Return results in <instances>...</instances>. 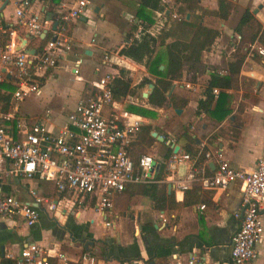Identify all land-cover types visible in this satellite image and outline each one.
<instances>
[{"label":"crops","instance_id":"crops-1","mask_svg":"<svg viewBox=\"0 0 264 264\" xmlns=\"http://www.w3.org/2000/svg\"><path fill=\"white\" fill-rule=\"evenodd\" d=\"M59 1L33 0L32 9L51 18L55 15ZM230 1L232 9L225 20L218 18V27L204 23L206 14L200 18L203 25L215 28L219 33L211 47L203 51L202 63L195 80L186 79L185 70L180 68L179 76L173 81L170 93L185 99L186 103L181 108L170 105L167 108H153L157 117L143 118L144 124L152 125L151 131H156L165 140L178 145L177 152L188 153L183 150L186 145L212 151L218 147L232 166L251 170L260 155L264 138V44L257 38L259 35L264 36V0ZM162 2L165 5L164 11H154L155 21L146 28V32L153 36L158 35L161 28L169 24L168 19L172 12L176 14L179 4L177 0ZM138 3L139 0H88L84 13L72 23V52L60 60L55 68L42 74L37 93L14 104L18 122L12 130L13 134L22 135L24 131H32L36 124L43 125L47 130L57 131L77 100L96 93L95 80L105 73L115 76L120 68H124L129 72L132 86L137 85L144 77L154 80L155 76L142 63L118 54L119 49L129 42L127 36L132 38L141 34L142 26L136 17ZM198 4L207 11L217 9V0H198ZM246 9L252 13L259 27L247 26L238 34L235 27ZM13 12L12 3L0 10V36L5 32L2 25L7 24L14 28L8 44L11 37L16 45L19 38H26L27 47L35 49L38 39L30 37L26 29L17 24ZM190 18L189 13L188 19ZM137 22L138 26L132 28V24ZM2 41L0 37V44ZM4 48L0 47V55ZM159 49V46L156 47V50ZM238 56H243V59L234 83L231 89L225 90L228 94L226 106L230 113L218 121L208 112L198 109V102L205 98L204 89L210 73L213 70L217 73L218 70H223L225 73L227 63L235 62ZM76 61H79L78 65ZM74 66L78 69L77 73L73 72ZM1 68L0 61V70ZM66 73L69 74V81L74 84L70 85L63 77ZM139 74L141 76L134 83L133 79ZM143 87L137 88L134 94L121 101L116 100V107L125 109L126 104L135 103L151 108L147 104L148 97L142 96ZM136 95L145 100L138 103L134 99ZM213 96L215 102L218 94ZM127 98L131 100L128 101ZM27 99L31 106L27 104ZM176 109H180V113ZM159 113L165 118L173 117L179 124L176 132L169 131L162 124L153 125ZM222 128L232 134V144L222 135L211 139L214 133L223 132ZM185 130L194 139L193 144H185L186 140L182 135ZM217 138L221 140L217 141ZM170 143L156 139L149 146H138L135 141L131 152L135 157L138 148L151 147L159 152V156L154 158L158 162L163 159L167 146L173 153ZM207 163L213 171L215 161L210 159ZM187 169V162L181 163L172 174L165 167L161 179H154L152 182L164 189L166 194H170L177 206H169L165 201L163 209H156L150 197L138 192L139 185L129 184L123 192L112 196V210L105 214L94 208L92 198L88 197L79 204L70 195L58 193L52 182L35 178L17 183L12 179L9 185L5 184L6 191L27 198V189L33 186L40 195L53 201L56 208L50 210L45 205L33 227L19 221L14 224L0 220V246L4 247V254L10 253L15 257L27 243L36 242L64 254L67 259H81V264H167L177 261L188 264L190 258L194 264H232L229 251L231 238L239 225L234 213L241 210V185L234 182L223 189H204L198 182H194L182 192L177 187V180L182 178ZM205 171L212 173L206 169ZM154 175L155 172L153 178ZM194 187L199 189H193ZM201 204L204 205L203 209H200ZM261 216L264 221V210L261 211ZM106 221L111 224L106 225ZM88 240L93 243L84 246ZM63 244L69 248H62ZM102 249L107 251L106 258L101 255ZM256 250L254 264H264V230ZM118 258L123 260L120 262Z\"/></svg>","mask_w":264,"mask_h":264},{"label":"built area","instance_id":"built-area-1","mask_svg":"<svg viewBox=\"0 0 264 264\" xmlns=\"http://www.w3.org/2000/svg\"><path fill=\"white\" fill-rule=\"evenodd\" d=\"M4 1L0 0V6ZM32 1L7 0V4H13L17 24L23 26L30 37L39 40L41 35L48 34L46 42L33 55L17 50L12 37L3 49L1 74L18 73L10 103L37 93L42 74L55 68L72 52L67 25L79 19L88 4V0H60L55 15L47 18L41 11L32 9ZM54 22L55 28L52 27ZM13 34L10 32L11 36ZM28 69L30 72L25 74ZM72 69L74 73L78 72L76 66ZM218 73L223 74V70ZM113 78L112 73L100 77L96 93L77 100L57 131L36 124L32 131L13 134L18 122L14 108L3 110L0 107V220L14 224L19 221L33 227L45 205L50 210L56 208L53 201L40 195L33 186L28 187L27 198L4 190L3 186L9 185L12 179L17 183L35 178L52 182L58 193L70 195L74 202L81 204L86 198H92L94 208L102 214L111 212L112 196L123 192L129 184L155 181L156 160L146 153L135 158L131 152L145 119L116 107L117 101L109 87ZM212 93L217 96L218 89L213 88ZM205 156L215 161L210 174L204 166L197 165L195 156L188 153L173 152L165 161V167L172 174L181 163H188L187 171L177 180V187L182 192L194 182L204 189H223L234 182L240 183L242 205L241 210L234 213L239 225L231 238L229 254L232 264H254L257 244L264 230L261 216L264 210V138L260 155L251 170L232 166L218 147L213 151L207 149ZM203 208L201 204L200 209ZM5 256L14 259L16 264H48L51 256L59 262L67 260L64 254L36 242L27 243L15 257L10 253ZM188 264H194L192 258Z\"/></svg>","mask_w":264,"mask_h":264},{"label":"trees","instance_id":"trees-1","mask_svg":"<svg viewBox=\"0 0 264 264\" xmlns=\"http://www.w3.org/2000/svg\"><path fill=\"white\" fill-rule=\"evenodd\" d=\"M177 1L179 2L176 7L177 15L170 20L167 26L161 28L158 35L153 36L146 32V28L155 21L154 11H164L165 5L162 0H139L136 9V17L138 21H140L139 24L142 26L141 34L139 37L130 38L127 36L126 39L129 40V42L118 51L119 55L128 57L137 63H142L146 67V70L151 75L155 76L153 81L150 78L144 77L137 85L132 86L129 72L124 68H120L118 74L114 76L109 84L115 100L121 101L126 96L134 94L137 88L153 83L154 88L147 98V104L151 108L135 103H128L124 107V110L145 118L153 119L156 117L157 113L153 108H167L169 105L181 108V105L186 103L185 99H180L176 94L170 93L173 81L179 76L180 68L185 70L186 79L195 80L196 74L200 70V65L202 63L203 51L211 47L214 39L219 33L217 29L203 25L200 22V18L203 14L208 13L216 18L225 20L232 9V2L230 0H217V9L211 11L202 9L198 4V0ZM197 11L200 13L197 14ZM187 13H190V19H186ZM137 26L138 22L132 24V28L134 29ZM247 26L259 27L249 9L243 12L235 29L238 34H241L242 30ZM2 28L5 32L0 36L3 39L0 47L3 48L8 44L10 32H12L14 28L7 24H3ZM71 28L72 23L67 25L68 34L71 32ZM263 37V35H259L257 38L264 44ZM47 39L48 34L39 39L38 46H36L35 49L39 50ZM168 39H171V41H168ZM158 46L160 49L156 50ZM242 59L243 56H238L235 62L227 63L226 71L223 74H218L215 70L210 73L204 89L205 98L199 100L198 109H203L218 121L230 113V109L226 106L228 94L225 93V90L232 88ZM161 65L163 66L162 69H160ZM29 72L30 69L26 70L25 74ZM17 76L18 73H13L9 76L4 74L3 78L0 79V107L3 110L11 108L10 102L12 94L16 89L15 80ZM39 80H41V77ZM213 88L219 89L215 102H213ZM151 128V124H143L136 138L138 146H149L150 143L156 140L150 135ZM185 129H187V127H185ZM182 135H184L183 137L186 140L185 144H193L194 139L186 130ZM218 135H221L220 131L214 133L211 139L214 140ZM183 150L197 158V165L199 167L204 166L208 172H212L207 163L209 159L205 156L207 152L206 148L194 149L190 145H186L183 146ZM140 154L141 153L136 154L135 158ZM171 154L172 149L167 146L163 159L156 162L157 169L154 175L155 180L161 179L164 175L165 160H167ZM137 185H139L138 192L150 197L156 209H163L165 201L172 207L178 205L173 200L174 198H171L170 194H166L164 189L158 187V184L148 183ZM3 189L7 190V187L3 186ZM193 189H199V187H194ZM101 255L106 258L107 251L102 249ZM118 260L121 262L123 259L118 258ZM0 264H16V262L14 259L6 257L5 254H0ZM48 264H81V259L76 261L67 259L64 262H59L57 258L51 256L48 258Z\"/></svg>","mask_w":264,"mask_h":264},{"label":"rangeland","instance_id":"rangeland-1","mask_svg":"<svg viewBox=\"0 0 264 264\" xmlns=\"http://www.w3.org/2000/svg\"><path fill=\"white\" fill-rule=\"evenodd\" d=\"M174 7H176V4L174 5ZM175 11V10H174ZM206 15H207V17L203 20L204 21V23H206V24H208V25H211V26H215V27H218V22H219V19L218 18H216V17H212V15L210 16V14H207V13H205ZM173 15H177V14H175L174 12H172V14L170 15V18L168 19V23L170 22V20L172 19V18H174V16ZM131 23V22H130ZM82 67V66H81ZM103 74V72L100 74V75H102ZM68 75L69 74H67L66 73V75H63V77L66 79V81L71 85L73 82L72 81H69V77H68ZM141 75L139 74V75H137V77L136 78H134L133 79V82L134 83H136L137 82V79L140 77ZM3 78V74H1V72H0V79H2ZM98 79V78H97ZM97 79L95 80V82H97ZM74 84V83H73ZM76 84V83H75ZM147 90V85H145L144 87H143V89H142V91H146ZM136 98H134L138 103H141V102H143V100H145L144 98H142L141 96H135ZM127 100L129 101V100H131V98H127ZM20 101H17V102H15V101H13L12 100V103H11V108L13 109V107L15 106L14 104H17V103H19ZM26 102H28L27 104L28 105H30L31 106V102H29L28 101V99H27V101ZM23 103V102H22ZM25 105H26V103H24ZM159 116H158V119H157V121L155 122V123H153V125H157V124H162L163 125V127H165V128H167L169 131H172V132H176L177 131V129H178V127H179V124L178 123H176L174 120H173V117H164V115L163 114H158ZM157 117V116H156ZM155 117V118H156ZM221 131H223V132H221V135L223 136V137H226L227 139H229L230 141H229V144H232V134H229V133H227V131L226 130H224V128H222L221 129ZM138 153H146V154H149V155H151L153 158H155L156 156H159V152H158V150H156V149H153V148H148V147H145V148H138ZM22 183L24 182L23 180L21 181ZM95 219L96 220H98V217L95 215ZM97 222V221H96ZM62 248H69V246L68 245H65V244H63L62 245ZM70 253H72L71 251H70Z\"/></svg>","mask_w":264,"mask_h":264},{"label":"water","instance_id":"water-1","mask_svg":"<svg viewBox=\"0 0 264 264\" xmlns=\"http://www.w3.org/2000/svg\"><path fill=\"white\" fill-rule=\"evenodd\" d=\"M6 4H7V0H5L3 2V4L0 6V10L2 8H4L6 6ZM49 17H51V16H49ZM186 18L187 19L189 18V13L186 14ZM55 26H56V22L53 23L52 27L55 28ZM44 35H45V33H44ZM44 35H41L40 38H43ZM16 49L17 50H22V51H24V52H26V53H28L30 55H33L36 52V49L27 47V39L26 38H19L18 44L16 45ZM160 68H162V66H160ZM153 88H154V84L153 83L147 84V90L142 93V96L144 98H147L148 95L153 90ZM172 88H171V90H172ZM175 111L177 113H180L181 110L180 109H176ZM150 135L152 137L156 138L160 142H163L164 141L166 144H169L170 143L169 140H165L164 137L161 134H158L156 131H151ZM170 146L173 147V152L174 153L177 152L178 149H179V146L178 145H173V143H170ZM92 243L93 242L91 240H88V241L85 242L84 246H87L88 244H92ZM0 250H1V254L3 255L4 254V247L3 246H0Z\"/></svg>","mask_w":264,"mask_h":264}]
</instances>
